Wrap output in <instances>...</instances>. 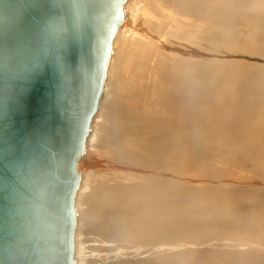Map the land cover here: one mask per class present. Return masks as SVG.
I'll list each match as a JSON object with an SVG mask.
<instances>
[{
    "label": "bare ground",
    "instance_id": "obj_1",
    "mask_svg": "<svg viewBox=\"0 0 264 264\" xmlns=\"http://www.w3.org/2000/svg\"><path fill=\"white\" fill-rule=\"evenodd\" d=\"M143 1L149 6L143 8L144 12L141 11V0H134L127 5L130 19L123 22L114 44L110 71L112 68L115 72L121 70V74L112 83L117 86V90L121 85L124 90L128 89L127 93H130L131 87L132 91L143 87L155 92L156 83L164 84L169 81L181 91L188 92L187 88L195 91L200 77L213 72L228 91L235 90L238 86L240 91L248 92V102L264 109V64L253 62L256 60L248 56L247 60H215L220 57L209 52L211 55L207 54V57L210 61L205 64L198 62L194 58L195 49L188 50L185 43H181L186 40L188 42L181 24L186 22L177 15L188 17L196 25L212 27L220 35L231 34L238 26L245 30L251 28L252 36H264V0ZM227 38L230 40V35L221 37ZM250 42L254 45L259 43L253 40ZM257 46L264 48V44ZM120 47L125 49L124 54H117ZM164 67L172 69L170 76L165 73ZM110 77L111 75L108 76V82ZM108 85L107 83L103 97L105 102L113 94V89H109ZM173 102L174 111L169 114L174 120L170 145L174 149H187L195 172H200L204 159L211 162V157L215 158L222 147L232 154H240L237 151L239 146L232 143V139L241 138L252 130L246 114L240 113L237 106L232 109L228 102L216 104L214 109L217 121L211 128H198L195 123L201 115L197 103L184 94L174 98ZM147 110L151 113L149 108ZM162 112L167 114V107ZM260 117H264V112ZM164 124V119L152 117L141 123L150 133L146 134L149 141H152L151 135L157 136V144L162 145L158 149H154V144L145 147L152 155L160 156L169 147V134ZM128 125L132 134V124ZM138 126L137 123L136 127ZM113 127L118 128L119 125ZM254 133L255 145L264 151V125L255 129ZM99 135L100 132H97V138ZM217 139H225L227 142H215ZM88 142H91L90 139ZM242 155L246 162L250 161L248 155ZM158 156L156 161L159 160ZM82 169L84 170L83 162ZM84 172L82 171L83 175ZM111 173L114 174H107L102 169H88L85 189L76 198V205L81 201L84 208L83 223L80 221L79 224L78 219V224L88 234L96 236L92 245L97 251L94 253L90 247L84 246L85 254L88 255L83 256L82 262L77 261V264H97L100 261L104 264H264V198L253 191H247L248 187H243L244 192L235 197H232L229 189L223 187L171 188L174 196L184 197L180 199V217L163 216L164 210L172 204L167 203L165 195L161 194L155 205L150 207V217L145 218L143 207L132 208V195L135 193L131 190L132 183L129 184L131 189L121 192L110 185L109 181L121 179L122 171ZM157 174L159 178L160 172ZM126 177L132 182V174H126ZM153 190L157 194L161 193L156 188ZM112 191H116L115 198ZM124 199L126 205L123 203ZM122 240L130 245L134 244V252L131 253L136 254L141 248L151 250L155 255L153 262L132 263L131 260L105 263L111 255L114 259L122 255L117 247L116 253L109 254L108 248L113 246L109 242ZM80 250V247L78 250L76 248L77 252ZM145 250L141 253L148 252Z\"/></svg>",
    "mask_w": 264,
    "mask_h": 264
},
{
    "label": "water",
    "instance_id": "obj_2",
    "mask_svg": "<svg viewBox=\"0 0 264 264\" xmlns=\"http://www.w3.org/2000/svg\"><path fill=\"white\" fill-rule=\"evenodd\" d=\"M134 0H0V264H77L82 162Z\"/></svg>",
    "mask_w": 264,
    "mask_h": 264
},
{
    "label": "rangeland",
    "instance_id": "obj_3",
    "mask_svg": "<svg viewBox=\"0 0 264 264\" xmlns=\"http://www.w3.org/2000/svg\"><path fill=\"white\" fill-rule=\"evenodd\" d=\"M141 2L140 6L142 10H140L144 12V9L149 6L144 1V4ZM177 15L180 18H184L186 22L185 24H181L184 34L186 33L185 40L188 39V42L186 40L181 43H185L184 45L187 46L185 48H188V50L195 49L194 58L197 59L198 62L207 63V61H210L207 56L212 54L216 57H220L215 60L229 58L234 61L236 59L247 60L246 56H248L250 59L256 60L253 62L264 64V48L257 46H263L264 36L261 34L252 36L253 30L251 28L245 30L237 26L234 30L235 32L231 33L232 35H220L218 31H215L212 27L196 25L189 21L188 17L179 15L178 13ZM127 18L130 19L129 15H127L125 20H127ZM132 19H134V17H132ZM175 21L178 22L176 19ZM188 22L191 23L187 24ZM229 35L230 40L227 38L228 42L226 39H221V37ZM218 36H220V38ZM251 40L259 43L254 45L250 42ZM187 43L189 45H187ZM250 45H252V47H250ZM124 53L125 49L120 47L117 54ZM211 61L214 60L211 59ZM164 69L165 73L170 76L172 69L165 67ZM118 74H121V70L115 72L113 68L109 73L111 77L107 83L109 84V89H113V94L112 98L107 100V102H105V100L102 101L100 111L92 126L91 142H88V153L83 160L85 172L82 169L84 175L80 192L85 189V177L88 169H102L107 174H114L111 172L120 170L122 171V178L115 181L110 180V185L115 186L116 189L118 188L122 192L125 189H131L129 184L132 183L131 190L135 191L134 195H132V208L143 207L145 218L150 217L148 213L150 207L151 205H155L154 203L161 194L165 195L167 203L172 204L171 207H167L164 210L163 216L165 218L172 216L180 217L182 210L179 204L180 199L184 197L177 198L174 196L171 188H191L193 186L223 187L229 189L232 197H235L238 193L244 192L243 187H248L246 188L247 191H253L257 196L264 198V151L258 148L254 142L255 129L264 125V117H260L264 109L258 107L255 103L248 102V92L240 91L238 86L235 90L228 91L223 83L217 80L214 73L209 72L205 76L202 75L200 77L195 91L187 88L189 93L187 91H181L180 88L173 87L169 81L164 84L156 83L155 92H150L143 87L138 88L136 91L135 89L132 91L131 87L130 93H127L128 89L124 90L120 84L119 90H117L116 85H112L114 78H116ZM164 77H166V75ZM182 94L186 96L189 95L200 109L199 114L201 116L195 123L198 128H202L203 126L211 128L213 126L217 121V112L214 106L219 103L228 102V105L232 109L237 106L240 113L246 114L248 124L252 131L249 134L243 135L241 138L232 139V143L239 146L237 151H239L240 154H232L228 152L225 147H222V149L217 151L215 158L211 157V162L208 159L203 160L200 172H195L193 170V161L187 149L185 147L174 149L170 145L174 120L169 114L174 111L175 102H173V99ZM164 107H167V114L162 112ZM147 108L151 110V113L148 112ZM150 117L160 120L164 119V126L169 134V147L160 156L152 155L151 152L145 148L151 144L155 145L154 149H158L162 146L157 144V136L153 137L151 135L152 141L150 142L149 138L146 136V134H150L149 131L141 126V123ZM128 123L132 124V134ZM137 123L139 124L138 127H136ZM113 125H119V127L114 128ZM161 126L163 127L162 124ZM97 132H100L98 138L96 136ZM181 132L186 133V131ZM107 138H109V140H106ZM215 142L222 143L227 141L225 139H217ZM242 154L248 155L250 161L246 162ZM157 156L159 157L158 161L155 160ZM118 167L121 168L119 169ZM158 172L161 174L159 178ZM126 174H132V182H129L130 179L126 177ZM153 188L160 190L161 193L157 194ZM112 194L113 198L117 196L116 191H112ZM255 194L253 195L257 197ZM201 199H203V197H201ZM149 200H151L150 203ZM123 203L125 204V199ZM76 206L78 207L77 213L80 224V221L83 223L82 210L84 211V208H82L81 201ZM197 216L199 217V213ZM79 224L76 235V248L78 250L80 247L81 250L79 252L76 251V258L77 261L82 262L83 256L85 257V255H88V253L85 254L86 247H90L94 253H97L96 248L92 245L93 241H96V236H93L92 233L88 234V232L82 228V225L80 227ZM109 243L113 245L108 248L110 249L109 254L116 253L115 247H117V249H120L118 252H121L122 255L117 259H114L113 255H111L105 263H114L118 261L127 262L131 260L132 263L140 261L153 262L155 255L151 250L148 251V249L145 250L146 248H141L140 251L135 254L131 253V251L134 252V244L130 245L124 240ZM144 250L148 252L144 254L141 253ZM97 264H104V262L100 261V263L98 262Z\"/></svg>",
    "mask_w": 264,
    "mask_h": 264
}]
</instances>
